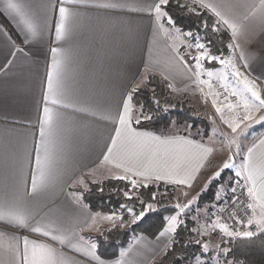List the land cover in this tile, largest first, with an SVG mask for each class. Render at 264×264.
Segmentation results:
<instances>
[{"label":"crops","instance_id":"1","mask_svg":"<svg viewBox=\"0 0 264 264\" xmlns=\"http://www.w3.org/2000/svg\"><path fill=\"white\" fill-rule=\"evenodd\" d=\"M22 2L25 3L30 18L35 17L41 25L40 35L35 38L27 35V42L26 30H21L23 26L18 23L19 18L6 12L3 0H0V13L13 32L11 35L0 22V197L17 189H31L33 149L35 139L38 138L34 134L43 107V94L47 89V73L54 59L52 49L60 48L66 54L63 64L64 102L72 107L59 108L62 114L63 146L54 164V183L48 190L29 199L28 204L39 213L37 220L45 217L56 219L64 227L84 237V242L95 243L93 238L102 229L121 221H108L103 217L113 213L121 217V213L94 211L84 203L81 196L92 184L125 175L123 169L116 168L115 162L122 157L134 159L139 152L136 144L121 146L118 142L113 153H108L115 129L119 126L118 117L123 111V101L128 98L130 88L150 72L162 77L168 86L172 85L169 88L177 93L190 95L192 91L200 92L201 88V95L205 98L204 93L208 85L193 82L196 80L193 75L195 61L187 60L182 52L187 41L185 37L176 33L166 19L161 20L163 30L157 27L154 13L132 11L129 8L101 9L92 5L103 0H88L76 9L79 15L71 21L70 35L58 41L55 32L59 19L58 0ZM123 2L131 7H140L151 3L152 0ZM207 2L216 4L222 12L238 19L241 29L235 43L239 47L230 50V53L236 56L248 78L264 83V21L258 17L243 20L249 10L237 6V0ZM214 18L216 20L215 16ZM226 30L230 43L233 40L231 31ZM180 56L188 62V68L180 61ZM55 58L62 57L57 54ZM204 63L203 61L205 70L219 69L216 66H205ZM204 76H207L206 71L199 79L202 80ZM132 127L137 131L154 133L161 138L185 137L214 150L207 140L201 141L188 133H160L137 128L133 124ZM261 141H264V131L244 147L241 158L233 162L235 166L228 168L234 178L241 180L246 187L250 185L246 184L243 175L238 178L236 173L242 172L248 149L253 146V162L257 165L260 163L264 157V143ZM147 143L151 144L156 152L151 163L172 165L177 163L179 158L190 170L199 161L198 150L194 147H165L155 145L151 141ZM212 154L213 151L203 161L199 171L195 172L191 185L197 180ZM105 155H109L108 161L104 160ZM140 159L149 163L144 156H140ZM131 178L137 179L138 182L143 180L135 176ZM79 180L84 183H77ZM152 182L159 181L143 180V185ZM74 193L79 194V203L73 196ZM260 213L261 210L256 208L254 216L258 217ZM163 228L154 237L137 235L112 259H103L98 253L97 255L106 264H115L117 260L121 261V264H152L166 249L173 236V233L161 236ZM0 231L16 236L28 235L31 239L52 243L53 247L64 254L68 264L73 261L75 264H96L90 257L74 248L32 234L30 229L0 223ZM6 243L5 247H0V262L11 264L12 257L6 250ZM213 253L211 257L214 256ZM218 256L222 257V253L219 252ZM211 260L210 258L208 262L201 264H227V261H233L231 258H223L216 263Z\"/></svg>","mask_w":264,"mask_h":264},{"label":"snow or ice","instance_id":"2","mask_svg":"<svg viewBox=\"0 0 264 264\" xmlns=\"http://www.w3.org/2000/svg\"><path fill=\"white\" fill-rule=\"evenodd\" d=\"M88 0H58V12L59 19L55 26L56 39L58 41L66 39L71 33V21L79 15L76 10L79 6L86 4ZM171 0H152L151 3L143 4L140 7H131L129 4L123 2V0H103V2L94 3L92 6L101 9H122L129 8L132 11L143 10L148 13H154V20L160 29L163 30L162 19H166L167 23L172 25L175 32L182 34L186 37H195L196 43L186 45L188 48L195 47L197 55L192 56L191 59L195 61V72L193 75L196 77L194 83L207 84L209 88L212 87L211 77L217 75L219 79L224 80L222 84L224 91L227 93L225 99L228 96L235 97V102L229 101L223 106L218 104V99L214 98L212 104L215 107L217 113L220 114L221 120L228 125L233 133H237L238 129H241V125L245 128L249 127L250 123H257V119L254 113L264 110V97L261 95V91L253 80H250L247 76H244L240 70L236 67V64L232 57L223 58L222 55H212L210 51L211 41L206 46L204 43H200V36L189 31L187 33H181V30L175 28V21L169 15V12L165 9L170 4ZM193 5H198L202 9H206L208 12L216 17L215 22L211 25L213 33H218L223 29L231 31L232 42L227 47L229 50L238 48L239 45L235 43V39L240 32L241 24L234 16L225 14L219 7L207 0H192ZM4 10L18 17V23L22 27V31L26 30L27 35L37 37L40 35L41 25L35 17L29 16L26 11V5L22 0H3ZM177 7L184 8L187 5H180L177 0ZM237 6L248 9L247 15L243 16V20H248L250 17H258L261 21H264V0H237ZM190 13H194L199 16L201 13L197 12L196 7H188ZM203 27L207 29L209 27L208 21H203ZM166 31V30H165ZM53 63L51 69L47 73V89L43 94V107L41 114L38 117V128L34 134L37 139L34 142V168L31 175V189H25L20 191L19 189L13 191L11 194L5 193L0 197V223L5 226H11L22 229H30L32 234L50 239L52 242H58L60 245H67L70 248H74L77 252L83 253L86 257H90L96 264H106L97 255L98 245L96 243L84 242V237L69 228L64 227L58 220L51 218H42L37 220L38 212H35L28 204V200L39 192L48 190L54 183V164L59 152L63 146V129L61 128L62 114L59 108L72 107L71 104L65 103V86L63 82V64L66 59V54L60 48H53ZM60 54L61 59H56V55ZM243 58V53H241ZM180 61L184 64L185 68H188V62L184 60L183 56L179 57ZM216 61L223 66V70H214L209 68L204 69L203 61ZM10 63V62H9ZM245 66L246 63H245ZM206 71L209 80H200L199 77ZM231 76L235 80V85H231L228 81V77ZM171 88L172 85H169ZM135 91V90H134ZM203 92V89H201ZM214 97H219L220 93H211ZM132 95H128V98L123 101V111L119 114L118 123L119 126L115 129V136L112 138V145L108 148V153L112 154L114 148H117L118 142L121 146L129 144H136L139 148V152L134 159L122 157L118 162H115L116 168L123 169L125 175L114 177L120 180H129L133 188H137L143 185V180L165 181L176 185H187L191 187V180L194 179L195 172L199 171V168L203 166V161L207 159V156L212 153L213 149L206 147L203 144H199L196 141L189 140L185 137H165L161 138L151 132L137 131L132 127L133 123V107L131 105ZM227 108L229 112L234 115L225 119L224 109ZM241 109V111H237ZM150 119L151 117H144ZM259 121H264V116L259 117ZM249 122V123H246ZM135 123L139 124L140 119L136 118ZM151 141L153 144L165 147H177V146H191L198 150L199 161L197 165L190 170L187 169L183 162L177 158V163L168 164H154L151 163L152 158L156 155L152 145L147 143ZM235 143V140L232 141ZM264 143V141H261ZM239 144L236 145L237 154L239 153ZM255 146H253L254 148ZM253 148L248 149L247 157L245 158V164L242 172H237L236 176L239 178L243 175V179L247 187V195L253 201L247 205L248 209L253 210L255 213L256 208L261 210L258 217H249L247 225L251 226L256 224L259 232H264V157L261 158L260 163L257 165L253 162ZM140 156H144L149 163L141 161ZM105 161L109 160V155H105ZM233 156L229 155L228 160L224 162L223 169L230 168ZM137 178H143L138 182L137 179H132L131 176ZM220 171L214 173V177H218ZM213 177V178H214ZM211 179V178H210ZM79 184H83V180L77 181ZM239 184V179L237 180ZM146 186V185H143ZM235 193L236 188L232 189ZM124 195L131 199L129 192H124ZM187 195V193H183ZM77 203H79V194H73ZM156 194L153 193V199ZM217 194V199H219ZM235 202V201H234ZM141 203H143L141 201ZM181 205L177 203L175 209L177 210L174 215L165 217V226L160 232L161 236L166 234L175 233L177 228L184 223L179 217L184 213V210L191 204ZM86 207V206H85ZM124 207V206H122ZM130 214L134 216L133 223L142 219L146 212L153 211L154 206L148 204L145 206L144 211H141L139 215L133 212L132 208L127 209ZM104 220L115 221L123 220V217H117L115 213L103 217ZM242 223V221H241ZM115 226V225H113ZM123 226V225H121ZM206 229L210 227L213 231L219 227L224 234L230 237H253L255 233L252 231L233 232L229 230L228 225L213 222L211 226H204ZM195 231V230H194ZM201 235H207V231L200 233ZM76 241V243H73ZM11 254V264H68L64 259V254L53 247L52 243L44 242L40 239H31L30 236H16L15 234H9L7 232L0 231V247H5ZM80 242H84L80 244ZM196 244H200V241H195ZM79 245V246H78ZM209 244L204 243L202 245V251L207 252L209 250ZM219 248V245L216 246ZM227 255L230 250H222ZM123 256L124 254L121 253ZM3 264V262H0ZM75 264V262H71ZM115 264H121V261L117 260ZM199 264V261L197 262ZM227 264H234L233 261H227Z\"/></svg>","mask_w":264,"mask_h":264},{"label":"trees","instance_id":"3","mask_svg":"<svg viewBox=\"0 0 264 264\" xmlns=\"http://www.w3.org/2000/svg\"><path fill=\"white\" fill-rule=\"evenodd\" d=\"M180 5L187 7H177V0H171L170 4L165 9L175 21V26L183 32H193L200 36V40L207 46L211 41L210 51L212 55H228L230 50L229 33L226 29L218 33H213L211 25L215 22L214 15L206 9L200 8L198 5H193L190 0H178ZM196 7L197 12L201 13L197 16L188 11V7ZM207 20L209 27H203V21ZM0 22L12 35V28L9 26L5 18L0 13ZM191 43H195V37H187ZM213 61L206 62L205 66L211 65ZM214 66V65H211ZM135 90V91H134ZM132 95L133 107V126L141 129L166 133V129L172 125L188 124L191 129H196L202 126L204 131L207 127V119L194 114L191 108L186 110L175 107L170 108L169 105L173 102L171 93L166 81L161 79L156 73L150 72L147 74L143 85H135L130 88L129 94ZM144 117H151L145 119ZM139 118L140 123L136 124L135 119ZM258 134L264 131V123L258 124L254 128ZM208 130V129H207ZM177 133L187 134L181 130ZM198 133V130H197ZM191 135L193 138L203 140L206 133L201 137L199 135ZM205 134V135H204ZM197 135V136H196ZM227 180L216 179L212 181L208 187L200 193L197 198V208L209 210L210 205L215 201L218 187H225L232 183L234 175L231 171ZM178 186L167 184L164 182H152L146 186L133 188L127 180L107 178L101 182L92 184L82 192V200L92 210L113 213L119 211L122 222L114 224L102 229L93 240L98 245L97 253L103 259H112L117 256L119 250L126 246L134 237L139 234H146L154 237L165 225V217L171 215V206L173 196ZM124 192H129L132 197L129 199L124 195ZM153 193L156 194L153 199ZM141 201L143 203H141ZM152 204L153 211L146 212L145 216L135 221L132 214H128L126 208H132L136 215L144 211L146 205ZM124 206V207H122ZM184 221L176 232L173 233L171 242L166 249L153 260L152 264H194L198 258H208L212 254V250L203 252L202 244H196L197 235L195 228V212L185 213L180 216ZM123 225V226H121ZM227 246L230 252L225 255V259L231 258L234 262L240 264H264V232L257 231L253 237H236L228 239Z\"/></svg>","mask_w":264,"mask_h":264},{"label":"rangeland","instance_id":"4","mask_svg":"<svg viewBox=\"0 0 264 264\" xmlns=\"http://www.w3.org/2000/svg\"><path fill=\"white\" fill-rule=\"evenodd\" d=\"M181 32L186 33L183 31ZM184 37L187 40L185 43L186 45L188 44L194 45L196 43V41L195 43L194 42L191 43L190 40L186 36ZM199 42L203 43L201 40ZM185 46L182 49L183 54L186 50ZM191 54L192 55L190 57L189 56L186 57L185 54L184 56L187 60L194 61L191 59V57L196 56L198 54L195 47H192ZM222 57L223 58L232 57L236 64V67L240 70V72L244 76H247L245 71L242 69L239 61L237 60L236 56L230 53ZM205 61L210 62L208 60H204V62ZM211 65H214L216 66V68H219L217 70H221V71L223 70V66L220 65L216 61H213ZM146 76L147 75H145L137 85H143L145 83ZM160 78L163 79L162 77ZM202 80H205V81L209 80V77L204 76ZM228 81H230L231 85H235V80L231 76L228 77ZM254 82L258 86V89L261 91L262 97H264V83L256 81V80ZM224 83H225L224 80L219 79L217 75H213V77H211V84H212V87L214 88L212 87L209 88L208 86H206V93H204L205 98L201 95V88H200V92L196 90V91H192L190 95H188V94L177 93L175 91H172L167 85L171 93V97L173 98L172 99L173 102L169 105V107L170 108L175 107V104H177L176 108L178 109L186 110L188 108H191L194 114L199 115L201 117H205L207 119L206 120L207 127H206V131H204V128H202V126L197 127L196 129H191L188 124L187 125L183 124L180 126L172 125L170 128L166 129L167 131L166 133H169V134L177 133L176 131L181 130V132L184 131L185 133H188L189 135H194L197 133V130H198L197 135L201 137L203 133H206V135L204 134L205 138H203V140H207L214 147L211 158L207 161V164L205 165L203 170H201V172L199 173L197 180L191 185V187L178 186L173 196L172 201H170L171 203L170 205L174 207V209L170 211L171 215H174L176 213L177 210L175 209V205L177 203L184 205V204H188L189 201H192V203L189 204L188 207L184 210L183 214L185 213L189 214L191 211L195 212V224L196 225H195L194 230L197 235V240H199L202 245L204 243H208L210 246L208 251L210 250L216 251L214 252L215 254L212 252L214 256L212 257L209 256L208 258H198L194 262V264H197L199 259H201V261H199V264H201L202 262H208L207 260H209L210 258L212 259L211 261H214V263L218 262L220 259L222 260L224 258V252L222 250L228 248L227 241L228 239H230V236H227L226 234H224L219 227H217L214 231L210 227H208L207 229L204 227V226H211L213 222L215 221H212L206 218V214L208 210L204 208H197L198 207L197 198L200 195V193L203 192L212 181L219 179V178L222 179L223 181L227 180L228 175H229L227 171H231V170L230 169L222 170V166L224 162L228 160L229 155H232L233 160L231 161V165L235 166L233 162L241 158L244 147L248 143H250L258 134V132L254 128L257 126V124L264 123V121H259V117L264 116V110H261L259 112L254 113V116L256 117L258 121L257 123H250L249 127L247 128L241 125V129H238L237 133H233L231 129L228 127V125L225 124L221 120L220 114L216 112L215 107L212 104V100L214 98L218 99V104L220 106L225 105L229 101L233 103L235 102L236 100L235 97L228 96L227 100L225 99V96H227V93L224 91V88L222 87V84ZM215 87H217L218 89H215ZM211 93H220V96L217 98V97L212 96ZM237 111L242 112L241 109H238ZM233 115L234 113L229 112L227 108L224 109L225 119H229ZM246 123H249V122H246ZM233 140H235V143H232ZM237 144H239L240 146L238 154H237V148H236ZM217 171H220V175L218 177H214V173H216ZM183 193H187V195L185 196L183 195ZM127 209L128 208H126L125 211L128 214H130ZM203 231H207L208 234L201 235L200 233ZM217 245H219V248L216 247ZM219 252L222 253V257L218 256Z\"/></svg>","mask_w":264,"mask_h":264},{"label":"built area","instance_id":"5","mask_svg":"<svg viewBox=\"0 0 264 264\" xmlns=\"http://www.w3.org/2000/svg\"><path fill=\"white\" fill-rule=\"evenodd\" d=\"M185 49V56L190 57L192 48L185 46ZM237 180L234 178L230 185L218 187L215 201L210 205L206 218L212 221H217L219 218V223L228 225L229 230L233 232L252 231L256 233L258 230L255 223L251 226L247 225L248 218L254 216L253 210L248 209L247 205L253 201L247 195L246 185L241 180L237 184ZM234 187L236 188L235 193L232 191ZM217 194H219V199H217Z\"/></svg>","mask_w":264,"mask_h":264}]
</instances>
